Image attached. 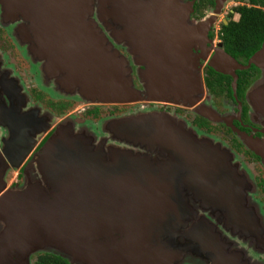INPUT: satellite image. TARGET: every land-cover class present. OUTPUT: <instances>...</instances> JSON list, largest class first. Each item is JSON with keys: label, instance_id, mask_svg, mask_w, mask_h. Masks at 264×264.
I'll list each match as a JSON object with an SVG mask.
<instances>
[{"label": "water", "instance_id": "1", "mask_svg": "<svg viewBox=\"0 0 264 264\" xmlns=\"http://www.w3.org/2000/svg\"><path fill=\"white\" fill-rule=\"evenodd\" d=\"M17 1L7 0L8 15L21 11L23 26L30 24L31 43L42 57L40 69L42 78H46L39 88L52 99L86 96L113 104L141 101V94L132 89L125 58L118 49L109 47V39H114L117 44L123 41L121 47H132L130 58L139 80L143 73L151 81V97L144 89L146 101L182 105L179 100L189 99L192 106L204 90L194 66L205 60L192 50L197 46L203 50L225 2L214 0L211 15L196 22L190 19L193 2L184 4L180 0H95L96 6L94 0H38L32 6H28V0H20L21 9ZM96 19L106 22L105 32L100 33ZM24 34L28 38L27 32ZM255 56L243 66L220 50L208 65L216 73L231 77L236 98L235 72L251 66L264 70V62H258ZM34 108L46 124L34 139L22 137V130L31 126V117H0V155L10 170H19L28 153L52 128L22 169L31 177L29 185L19 183L9 188L0 173V264H29L30 257L42 251L69 264H187L188 243L195 244L207 257L197 264H253L248 257L242 258L240 249H227L231 241L225 242V251H220L215 244L217 229L208 221L207 225L200 221L222 218L220 232L226 236L234 231L233 227L225 230L227 222L244 230L254 226L249 212L255 184L250 181L248 185L249 179L231 163L230 155L225 160L218 154L222 155L221 150L214 151L215 145L225 148L214 143L212 136L187 127L170 113L173 127L168 130L161 122L130 130L136 137L156 141L169 151L159 160L169 158L175 164L160 166L157 159L151 163L144 158L146 152L150 153L145 144L133 147L119 143L123 141L109 126L115 121L137 122L141 115L153 114L151 120H160L163 114H126L99 122L95 128L86 120L57 118L40 107ZM250 116L253 122L255 117L259 123L264 122L260 114L251 112ZM206 119L212 121V117ZM6 128L15 133L12 141L7 142L10 133ZM2 139L6 140L5 149ZM24 144L25 149L21 147ZM246 145L260 154L254 150L255 145ZM109 148L127 153L113 156ZM201 200L212 202V206H202ZM236 206L243 216H231ZM257 219L262 220L260 215ZM249 236V241L256 238Z\"/></svg>", "mask_w": 264, "mask_h": 264}, {"label": "rangeland", "instance_id": "2", "mask_svg": "<svg viewBox=\"0 0 264 264\" xmlns=\"http://www.w3.org/2000/svg\"><path fill=\"white\" fill-rule=\"evenodd\" d=\"M28 1H29L28 6H32V4L34 5V4L39 3L38 0H28ZM180 1L183 2L184 4L185 3L189 4L190 2H193L192 8H193L194 15L193 14L190 15V19L193 21L200 22L201 20L207 18L209 16V13H211V7L210 6L208 8H207V6H204L205 8H203V7L198 8V9L195 8V5L197 4L196 0H195L196 2H194L192 0H180ZM22 2L20 0L17 1L18 9L22 8V6H23V5H21ZM247 2H248V0H225L222 10H221L220 14L217 16L218 22L215 24V26H220L221 20H223L227 15L233 16V14H229L230 12H232L233 8H235L238 5L246 4ZM94 4L96 6L95 0H94ZM7 7H8L7 0H6V4H5V0H0V32L6 31L7 34L9 35V37L14 41V44L17 45L19 47V49L22 50L23 52L26 51V54L28 55V56L26 55V57L33 60L32 67H35L37 69L36 70L37 81L39 83H43V81L46 78H42L44 74L41 72V69H40L41 63H42L41 62L42 57L39 55L37 48L34 45H32V43H31V42H33V39L29 34L30 24L27 23V27L25 28L24 27L25 25L23 26L22 21L20 20L21 11H18L16 9L15 11H18V12H16L18 14L14 15L15 13L13 12L11 14L12 16H9L8 13L10 14L11 11L7 12L8 11L6 9ZM96 23L100 25V33H103V31L104 32L106 31L105 30L107 27L106 22H104L100 19H96ZM217 30H218V28H216V30L214 32H217ZM24 32H27L28 38H26ZM215 36H216V33L214 34V38H215ZM28 41H29V43L27 45L25 42H28ZM109 43H110L109 47H111L112 51H113V47L118 49L120 54L123 55V57L125 58L124 60L127 62L126 63V68H127L126 71L127 72L129 71L130 73L128 72V74L132 76V81H131L132 86H133L132 89L137 91L138 94H141V96H142L141 101L122 103V104H118V103L113 104V103H104V102H101L99 100H89V98H87L86 96H85L86 98L84 97L83 99H79V98H77V99L76 98H74V99L68 98V100H54V99H52V101L53 100L56 101L57 104L54 103L55 105H50V107L52 109L51 114H53L54 116H56V114H57L58 118L65 117V115H66V116H70V118H76L78 120H86L87 122H91L92 124H94L95 128L99 126V122H102V121H104L106 119H110V118H121L126 114H139V113H142L145 111L146 112H156L157 116H155V117H159L160 114H163V116L160 117V120L158 118L151 120L153 117V114L151 116L141 115V117L137 118V122H134L132 120L124 121L123 123L115 121V122H112V124L109 126V129L116 136L123 138V140H121L119 138L120 141H123V142H119V143L130 144L133 147H135V146L141 147L143 144H145L146 149L149 150L150 153L146 152L147 155L144 156V158L147 161H151V163L155 162L157 159L156 163L160 166H163L167 163H174L175 164V160H172L169 158H162L161 161L159 160L160 156L164 152H169V151H167L162 145H159L156 141H151V140L149 141L144 137H136L135 135H137V134H135V133H134V135L131 134L130 130L132 131L134 128L138 129V128L145 126L147 124H151L154 126V125L159 124L160 122L162 123V128H164L165 130H168L169 128L173 127V123H171V118H169L167 113L173 114V116L175 115L176 120L180 119L189 128L195 127L194 125H196L197 123L202 124V125H204V124L205 125H212L210 127L211 128L210 132L214 135H212V134L209 135V132L204 131L203 129H202V131L201 130L200 131L209 135V136H212V138H213L212 141L214 143L217 142V144L224 147L227 150V153L224 151L225 149L218 148L216 145L214 146V151L218 153V151L221 150L223 152L222 155L220 153H218V154L220 156H222L225 160H227L228 156L230 155L231 163L233 165L236 164L235 166H238L240 170H243L244 172L242 173V175L246 176L249 179L248 185L251 182L254 183L253 177H251V175L245 171V168H244L242 162L240 161V158L236 155L233 148L231 147V145H233L232 144L233 142L230 143V140L232 138L231 137L223 138L226 140V141H224L222 139V137H219V135H218L219 134V132H217L218 129L226 132L225 131L226 128L230 129V131L227 130V134H228L227 136H230L231 132L232 133L234 132L233 134H237L236 129H234L235 128V126H234L235 120L230 119L233 117L235 118L236 108H235V106L233 107L231 102L228 100L229 96L227 97L225 91H222L218 96H216L219 100V101H217L213 98L211 93L206 89L205 80L208 77L207 71L204 69L205 68L204 64L206 61L205 62L197 61L195 66H194L195 71L197 73L196 75H198L200 73V80H201L202 85L204 86V90L201 91V93L199 95H197L198 102L194 106L190 105L191 102L187 101L189 99L185 100V101H187L186 103H185V101L179 100V102H182V105L176 104V102L175 103H164V102L159 101V100L146 101L147 98L145 96L144 89L146 90L147 97H151V93H150L151 81H149L144 76L143 73L140 75V80H139V78H138L139 76H137V71H136L137 68L135 67L132 59L130 58V56H131L130 53L132 52V50H131L132 47L130 48L129 44L127 45V47H124V46L121 47L123 41L120 42V44H117L114 39H109ZM19 53H21V52H19ZM194 54L196 55V53H194ZM255 54H256L255 59L258 62H264V46H261L260 50L258 52H256ZM124 60H123V62H124ZM128 63H129V65H128ZM206 65H207V62H206ZM260 71H261V74L263 76L260 77L258 79V81L257 80L254 81L251 84L252 86L249 85V86H244L242 88L241 92L244 95L241 96V99L246 104L245 110H247V120L250 123H256V124H259V125L264 127V122L259 123V118L255 117V121L253 122L252 117L251 116L249 117L250 113L253 112V114H255V115L260 114L262 116V118H264V70H260ZM61 81H62V79H61V77H59L58 83H60ZM140 81H141V83H140ZM68 85L71 86L72 84L68 83ZM70 88L72 89V87H70ZM188 88H191V86H189V84H188ZM50 90H51V87H50ZM246 92H247V94H246ZM246 95H247V97H246ZM204 98H205V101H204ZM23 100L24 99H22L20 96H18V94L15 96L14 86L11 82H7V80H1L0 81V107L9 110L8 112L9 113L11 112L12 115L18 116L19 112L17 110L19 107L22 106V103L25 105H28L30 103V101H28V100H24V101ZM26 102H27V104H26ZM59 102L69 103L70 104L69 105L70 110H65V111L59 112L57 110V108H54V107H58V105L60 104ZM217 102L221 106L220 108L217 107ZM225 102H226V104L230 105V107L226 108ZM161 103L172 105L173 107L172 106L169 107V108H172V110L165 111V112H164V110L163 111L159 110L157 107H159L161 105ZM51 104H53V102H51ZM28 108H31V104H29ZM250 109H251V112L249 111ZM94 110H98V113L96 114V116H92L91 114H88V112H93ZM211 110H213V112H211ZM30 111L31 112H28V115H30L29 117L32 118V120L30 121L31 126L22 130V137H23V139H26V140L34 139L36 137V135L38 133H40L37 130L40 127H42L43 124L45 123V122H43V116L40 115L41 118H39L38 115L35 113V108H31ZM209 112H211L210 113L211 115L208 116ZM35 115H36V118H35ZM26 116L27 115H21L20 116L21 120H23V118ZM33 116H34V119H33ZM211 117H212V121L206 119V118H211ZM205 125H204V127H205ZM213 129H215V130H213ZM4 130H7L10 133L8 135L9 140L7 142L12 141L15 137V133L13 131H9L7 128ZM169 134L171 135V133H169ZM153 136H155V134ZM244 138H245V140L241 139L242 142L240 141L238 143L240 144L241 147H243L245 149V151H247V150H249L248 146L246 145L247 140H246V137H244ZM5 141H6L5 139H2V141H1V144H3V146H4L3 149H5V147H6ZM141 143H143V144H141ZM233 146L235 147V143ZM240 146H238V148ZM109 151L113 154V156H115L117 153H119V154H122V153L126 154L127 153V152H117L118 150L111 149V148H109ZM249 151L252 152L251 150H249ZM256 156L259 157L260 154L256 155ZM17 171H19V170H10V168L3 161L2 155H0V173H2L4 175L8 185H10V183H12L13 178H15V173H17ZM242 175L240 174L241 177H243ZM21 179H22V181H21L22 185L27 186L32 182L31 177L27 174V172H24V171L21 173ZM237 179L240 180L239 175L237 176ZM18 184H19V182H18ZM255 187L256 188L254 190V193H252V197H253V195H255L257 193L256 184H255ZM240 188H242V185L240 186ZM238 190H239V188L237 187L235 192L238 193ZM240 197H241V195H240ZM229 202H230V198L227 200V202L225 204L226 205V207H225L226 211L225 212L227 214H229V212H227V209L229 208ZM200 203L202 206H204L205 204L212 206V202H210L208 204V201L204 202L201 200ZM250 207H251L250 208L251 211L249 212V215L252 216V218H253L254 226H252L250 230H244V229H242L243 227L240 228V226L232 225L230 222L225 223V227H224L225 230L228 227H233V230H234L232 233L227 231V232H229L227 234V236L230 238V240H228L229 238L225 235V233L221 234V232H220L221 228H223L222 218H219L216 221H211L213 219L208 220L206 218H200V221H204L206 223V225L209 222L211 225H213L217 229L216 231L218 232V234H216L217 236H215L217 238V242L215 244L219 248L220 251H225V249H226L225 248V242L228 243L229 241H231V244H229L227 249H229V250H231L232 248L240 249L241 252H239V253H241L242 258L249 257L250 260H252V258H254L256 261H259V259L257 257H264L263 218L260 215L262 220L260 221L259 219H257L259 212H260V209L257 206L250 205ZM235 208H236V213L232 214L231 216H233V217L243 216V213H242V211H240L239 207L236 206ZM225 212H224V214H225ZM247 213L248 212L245 211V214H247ZM243 219H244V217H240V220L244 222ZM206 221H208V222H206ZM250 225H251V223H250ZM240 229L243 230L244 233ZM248 234L253 235L256 238H254L252 241H249L251 236H249ZM223 236H225V237H223ZM189 241H192L191 238L188 240V242ZM186 247L188 250L186 249L185 253L189 254V257L185 260V262L188 261L187 264H197V262H198V260H200V258L202 260H203V258L204 259L207 258L201 254L199 248L195 244L188 243L186 245ZM36 254H47V253L42 251L39 253H35L34 256ZM30 259H31V257H30ZM245 263L249 264L248 261H246ZM262 264H264V263L262 262Z\"/></svg>", "mask_w": 264, "mask_h": 264}, {"label": "flooded vegetation", "instance_id": "3", "mask_svg": "<svg viewBox=\"0 0 264 264\" xmlns=\"http://www.w3.org/2000/svg\"><path fill=\"white\" fill-rule=\"evenodd\" d=\"M192 1L196 2L195 0H192ZM213 9H214V0H213V6L211 7V13L213 12ZM211 13H209V15H211ZM192 14L194 15V13H192ZM229 14H233V10ZM230 16L231 15H227L223 20H221L220 26H215V24L218 22V20L216 19V21L213 23L212 27L210 28V31L208 33L207 40L205 43V47L204 48L202 47L203 48L202 51H199V46H197V48L194 47L195 49L192 50L194 53H196L198 58H200V57H201V59L205 58V60H203V61L200 60V62H205V61L207 62V65H206V62L204 64V67H205L204 69L207 71V73L209 70L213 71L209 67L208 64L213 62L212 59L214 58V56H216L218 54V51L222 50L225 52V50L222 47V43L220 42V40H218V37H217L221 25L226 24L230 20H235V21L238 20L237 15H233L231 17ZM216 28H218V30H217V32H214L216 30ZM215 33H216V36L214 38ZM134 43H136V46L139 49V43L136 41ZM143 43H146V41H144ZM140 45H142V43H140ZM259 50H257L256 52H258ZM19 52H21V53H19ZM256 52H254L253 54H255ZM26 55H27L26 51L23 52L22 50H20L19 47L14 44V41L9 37V35L7 34L6 31L0 32V81L1 80H7V82H11L14 86L15 96L18 94V96H20L22 99L30 101L29 104H31V108L40 107L44 112L48 111L49 113H51V110H52L50 107L51 102H56V101H54V100L52 101V98L50 97V95L47 92L43 91V89H40L41 83H39L36 79V70L37 69L35 67H32L33 61L30 58L26 57ZM247 61L245 62V64H241V65L245 66L247 64ZM241 72H246L251 76L250 79H247V83L245 86L251 85L254 81L258 80L262 76L260 69L254 67V66H251L249 69L244 70V71H236L235 72L236 76L238 73H241ZM216 74H218V73H216ZM228 77H230V76H228ZM211 95L213 96V98L215 100L219 101L218 98L216 97L219 94H216V95L211 94ZM243 95L244 94L242 92H240V95L236 94V98H234L233 95L231 97H228V95H227L228 100L231 102L232 106L233 107L235 106V108H236L235 118L233 117L230 119L235 120L234 121V126H235L234 129H236L237 134H233L234 132L233 133L231 132L230 136H227L228 135L227 130L230 131V129H227V128L225 129L226 132H224L223 130H220V129H218L217 132H219L218 135H219V137H222V139L226 138V137L232 138L230 140V143L233 142L232 143L233 145L235 143V147L233 145H231V147L233 148L236 155L240 158V161L242 162V164L245 168V171L248 174H250L251 177H253L254 183L257 186V193L255 195H253V197L251 198V204L257 206L260 209L259 215H261V217L263 218V226H264V127L259 125V124H256V123H250L247 120V110H245L246 104L241 99V96H243ZM204 101H205V98H204ZM26 104H27V102H26ZM29 104L25 105L22 103V106L19 107L17 110L21 115H27L26 117L23 118V120L30 118L28 115V112H31L30 111L31 108H28ZM170 106H172V105L161 103V105L157 108L159 110H162V111L164 110V112H165V111L172 110V108H169ZM225 106H226V108L230 107V105L226 104V102H225ZM217 107H219V108L221 107L218 104V102H217ZM8 111L9 110L0 107V117L10 119L12 117V113L11 112L9 113ZM19 113H18L19 116H17V117L21 116ZM57 116L58 115L56 114L55 117H57ZM14 117H16V116L14 115ZM45 125L46 124L44 123L42 127H45ZM194 126L201 131L203 129L204 131L209 132V135L212 134L210 132V130H211L210 127L212 125H206L203 128H199L197 125H194ZM51 129L48 130L41 137V139L37 143L36 147H34L31 150V152L28 153L26 158L23 160V162L21 164V168L19 169V171H17V173H15V178H13V181H12V183H10L9 188L13 187L14 185H17L18 182L21 183V181H22V179H21L22 168H24L26 166V164L31 159L32 155L36 152V150L46 140L48 135L51 133ZM213 130H215V129H213ZM212 135H214V134H212ZM0 136H1V134H0ZM244 137H246L247 144L251 145L252 147H254L253 145L256 146L255 148H257V149H254V150L259 151L261 157L260 156L257 157L254 153L250 152L249 150L245 151V149L240 146V144L238 142H240V141L242 142L241 139L245 140ZM223 140L226 141L225 139H223ZM22 146H23V149H25V144L21 145V147ZM238 146H240V147L238 148ZM261 149L263 150V152H261ZM46 255H50V254H36L35 256L34 255L31 256V259H30L31 262L29 264H40L39 263L40 259L42 257H45ZM257 258L259 259V261H256L254 258H252L251 261L253 262V264H262V262L264 263V257H257Z\"/></svg>", "mask_w": 264, "mask_h": 264}, {"label": "trees", "instance_id": "4", "mask_svg": "<svg viewBox=\"0 0 264 264\" xmlns=\"http://www.w3.org/2000/svg\"><path fill=\"white\" fill-rule=\"evenodd\" d=\"M195 8H207L213 6V0H196ZM196 9V10H197ZM233 15L238 16V20H230L226 24H222L218 32V40L222 43V47L231 58L239 64L245 62L260 49L264 42V0H248L246 4L238 5L233 8ZM231 17V16H230ZM205 80V86L211 94H220L225 91L231 97V78L222 74H216L209 70ZM250 75L246 72L237 74L236 94L240 95L242 88L246 85ZM57 104L53 102L51 105ZM57 110L60 112L70 110L69 103L59 102ZM98 110L88 112L92 116H96ZM199 128L204 125L196 124ZM206 126V125H205ZM40 264H68L60 257L46 255L39 261Z\"/></svg>", "mask_w": 264, "mask_h": 264}, {"label": "bare ground", "instance_id": "5", "mask_svg": "<svg viewBox=\"0 0 264 264\" xmlns=\"http://www.w3.org/2000/svg\"><path fill=\"white\" fill-rule=\"evenodd\" d=\"M198 36H199V35H198ZM197 38H198L199 40L201 39V38H200V36H199V37H197ZM200 43H201V42H200Z\"/></svg>", "mask_w": 264, "mask_h": 264}]
</instances>
